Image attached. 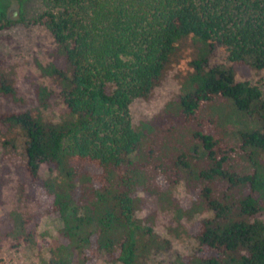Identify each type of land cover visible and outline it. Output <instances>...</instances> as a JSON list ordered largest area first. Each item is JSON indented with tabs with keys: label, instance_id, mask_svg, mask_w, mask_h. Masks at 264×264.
I'll use <instances>...</instances> for the list:
<instances>
[{
	"label": "trees",
	"instance_id": "obj_1",
	"mask_svg": "<svg viewBox=\"0 0 264 264\" xmlns=\"http://www.w3.org/2000/svg\"><path fill=\"white\" fill-rule=\"evenodd\" d=\"M41 4L52 47L25 100L0 77L17 107L0 113V206L10 177L18 203L0 214V240L30 245L50 215L57 233L39 264H264V102L234 79L264 69V0ZM185 38L195 48L177 95L133 124L129 104ZM214 49L223 61L209 65ZM159 219L174 232L191 222L193 252L157 261L169 249Z\"/></svg>",
	"mask_w": 264,
	"mask_h": 264
},
{
	"label": "rangeland",
	"instance_id": "obj_2",
	"mask_svg": "<svg viewBox=\"0 0 264 264\" xmlns=\"http://www.w3.org/2000/svg\"><path fill=\"white\" fill-rule=\"evenodd\" d=\"M41 0H0V77L11 80L14 95L25 100L29 94V82L37 76L34 62L43 63L46 51L52 47V38L48 32L36 22V16L42 11ZM194 45L190 38L177 43L173 54L163 68L156 86L142 99L132 101L128 106V113L133 124L147 119L163 108L165 103L173 99L178 93L179 80L189 72L188 63L193 58ZM223 61V53L214 49L209 58V65ZM235 81H246L256 86L261 92L264 102V69L250 71L246 78L239 75ZM11 98H3L0 94V113L16 110ZM20 104V102H16ZM2 131H0V136ZM1 153V149H0ZM39 176H45V169L40 167ZM10 177L9 183L3 187L4 204L0 206V214L7 211L13 195L14 182ZM175 194L182 198L184 192L181 187ZM139 197H143L139 195ZM18 203L13 202V205ZM20 205V204H19ZM22 204L20 206V209ZM149 205L135 211L137 219H143L149 214ZM32 204H27L31 209ZM264 222V215L258 216ZM35 239L30 245H14L12 240H0V264H39L47 259V246L56 236L58 223L50 215H43L37 219ZM175 226V225H174ZM154 233L169 242V249L160 253L157 261L171 262L175 257L188 255L195 247L191 238V222L182 221L181 226L168 230L164 220L159 219L151 226Z\"/></svg>",
	"mask_w": 264,
	"mask_h": 264
}]
</instances>
